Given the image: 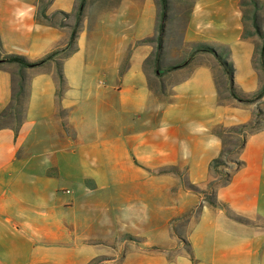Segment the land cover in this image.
Segmentation results:
<instances>
[{
  "label": "crops",
  "instance_id": "1",
  "mask_svg": "<svg viewBox=\"0 0 264 264\" xmlns=\"http://www.w3.org/2000/svg\"><path fill=\"white\" fill-rule=\"evenodd\" d=\"M240 1L192 0L177 56L170 62L163 47L156 66V45L142 44L157 30L152 0L146 15L142 0L134 13L88 0L81 27L80 0H0L1 59L36 62L56 52L24 69L28 97L17 133L0 129V264H264V129L246 133L229 180L210 169L224 149L213 130L250 123L256 103L221 101L218 78L229 80L212 54L168 72L204 44L232 64L237 94L258 92L264 76L254 42L243 37ZM111 32L112 54L102 47ZM20 69L0 63V115ZM168 168L177 172L158 173ZM212 182L218 207L187 187L207 191ZM122 215L173 233L124 254L130 244L115 237Z\"/></svg>",
  "mask_w": 264,
  "mask_h": 264
},
{
  "label": "rangeland",
  "instance_id": "2",
  "mask_svg": "<svg viewBox=\"0 0 264 264\" xmlns=\"http://www.w3.org/2000/svg\"><path fill=\"white\" fill-rule=\"evenodd\" d=\"M47 1V0H46ZM82 0H80L79 4L77 5L75 12H74V18L77 17V11H78V7L80 5ZM88 0L85 1V7H86V3ZM108 2H110L111 4H117L120 3L122 4V7H117V8H113L114 10H118V9H122V10H127V13H130V11H132V13H134V4H135V0H107ZM141 1V0H139ZM143 1V13L144 15L148 14V12H146V5H145V1L146 0H142ZM154 2H156V7H157V30L156 32L153 34V38L150 39V41H143L142 44H146V45H151L154 44L156 45V51H155V58L159 57V52H158V43L160 38H162V48H167V55L170 59H174L178 54V50L180 48V42H182V38H183V33H184V28H185V21L189 12V9L191 7L192 4V0H167L168 2V11H167V15H166V22H165V31L164 33L160 32V24H161V19H162V15H161V7H160V0H152ZM96 2V1H94ZM124 2H126V6H123ZM92 4V3H91ZM85 7L83 9L82 12V16L80 18V20L77 21L80 24L79 27H81V23L83 21V15H84V10ZM94 7V6H92ZM247 10L249 12H252V7L247 8ZM93 11V10H91ZM90 13V12H89ZM248 16L250 18L251 14L248 13ZM63 19L66 18V16H62ZM88 23L90 28L92 27V16H88ZM258 26L260 28V30L262 32H264V8H262L259 12H258ZM245 31L247 33L252 34V36L248 39H251L254 44H255V51L257 49V47H259L262 44V40L259 36L255 35V29L253 27V23L252 20H249L246 23L245 26ZM113 32H111L110 34H112ZM163 38L165 41L169 42V44H167V46H163ZM102 41V39H101ZM115 39L114 36L112 34V36L110 35V38L105 39L104 41V45L102 46L105 51H109L110 54H112V52H114L116 49L114 48V43ZM68 48H71L70 46ZM187 51L190 50V46L185 48ZM192 49V47H191ZM221 53L226 52V49L221 48L220 49ZM184 54H185V50H184ZM213 55V54H212ZM221 55V54H220ZM63 57H65V54L63 55ZM112 57V56H111ZM1 59V56H0ZM217 59V58H216ZM176 60V59H175ZM218 60V59H217ZM112 63H115L114 60H111ZM151 62H153V59L151 60ZM219 63V61H218ZM254 63L256 64V66L258 67L257 70L260 71V73L264 76V71L262 70V62L260 59V56L258 54H255L254 57ZM220 65V63H219ZM221 66V65H220ZM222 67V66H221ZM20 71L15 72L14 75V79L18 82L20 80ZM22 73L25 77V83L27 84V80L28 77L26 75V73L24 72V70H22ZM149 74L152 76L155 74V71H149ZM60 77V76H59ZM63 78V76L61 77ZM153 83H155L156 81L153 79L152 80ZM156 86H153V91L155 95L161 94L163 89H161V85H158L155 83ZM218 89L220 91V98L221 101L223 102H227L228 100H234V98L231 97L230 94V89L229 86L227 84V82L225 81V79H220L218 78ZM27 92H28V87H27ZM28 97V95H27ZM27 97L22 96L21 97V105L19 107V112L20 117H22V113L24 112V108L26 106V102H27ZM256 103V107H255V111H254V116L252 119V123L254 124L255 129L253 130H261L264 129V97L260 100H258ZM253 104V103H252ZM247 105V104H246ZM19 122L18 116L15 117L14 115H12V113L5 119L2 120L0 126H15L17 125V123ZM250 122V123H251ZM249 124V123H248ZM237 127V126H235ZM226 128V130L230 129ZM220 129V128H218ZM217 129V131H218ZM221 135L223 136V145H224V150L228 151L231 149H237L239 142H240V134L237 131H226L224 133H221ZM235 158L236 155H230V156H225L223 158V165H221L218 169V174L221 173L222 175L225 174H230L232 169L235 167ZM183 182V181H182ZM183 184V183H182ZM129 217V216H128ZM135 219L136 216H133ZM144 217V216H143ZM151 216H148V218H150ZM163 216H158V222L155 223H161V219ZM122 223L120 226H117L116 230H115V237L117 238V243L121 242L123 244H130L131 247H124L123 251L124 254H126V251H130L134 246L133 245H140L146 242V240L151 241L152 239L156 238V234L159 235H163L165 233H173V227L169 226L166 227V229L164 231L161 232H157L154 229V225L151 226V222H147V221H142L141 223L135 222L134 220H130V222L128 223H124V219L125 216H121ZM176 233L177 230H176ZM121 239V240H120ZM116 242V240H115ZM114 244V242L112 243ZM114 246L112 245V248ZM113 251V250H112ZM112 264H118V263H112Z\"/></svg>",
  "mask_w": 264,
  "mask_h": 264
},
{
  "label": "trees",
  "instance_id": "3",
  "mask_svg": "<svg viewBox=\"0 0 264 264\" xmlns=\"http://www.w3.org/2000/svg\"><path fill=\"white\" fill-rule=\"evenodd\" d=\"M85 1L86 0H82L79 7H78V11H77V18L78 20H80L81 16H82V12L83 9L85 7ZM160 7H161V15H162V19H161V24H160V32L164 33L165 31V22H166V15H167V11H168V2L167 0H160ZM252 7V12H249L247 10V8ZM240 8L242 10L243 13V21H244V34L243 37L244 39H248L252 36V34L247 33L245 31V26L246 23L249 20H252L253 23V27L255 29V35L259 36L262 40V44L257 47L255 54H258L260 56L261 59V66H262V70L264 71V32H262L258 26V12L264 8V0H241L240 1ZM248 13L251 14L250 18L248 16ZM76 34L75 31L73 32L72 36H71V40H70V44L69 46L71 47L74 43ZM146 41H150V39L146 40ZM162 49V38H160L159 43H158V52H159V56H160V52ZM199 53H209V54H213L219 61L220 65L222 66L224 73L226 74L228 80H229V89H230V94L231 97L234 98L235 100H237L240 103L243 104H252L257 102L258 100L262 99L264 97V86L256 93H254L253 95H251L250 97L246 98V97H242L239 94L236 93L235 88H234V83H233V74H234V69L232 64L228 63L226 61V59L221 56L220 54L217 53V51L213 48L210 47L208 45H204V44H199V45H195L193 47V51L192 53L182 62L180 63H176L172 66L168 67V72H172L178 69H181L185 66H187L195 57V55L199 54ZM56 55V52L47 55L46 57L40 59L39 61L36 62H30L27 59H25L22 56H5L2 58L4 63H9V64H18L21 67V71H20V80L17 82L14 78H13V92H12V102L10 103V105L2 112V114L0 115V124L2 122L3 119L7 118L11 113L12 115H14L15 117L18 116L19 122L17 123V125L13 126L14 131L17 133L21 123L23 122L24 118L23 116L20 117V112H19V107L21 105V97L22 96H26L28 95L27 92V84L25 83V77L22 73V70L24 69H33V68H37L39 66L44 65L45 63L51 61L54 56ZM159 58V57H158ZM158 58H156V66H158ZM255 64V63H254ZM255 68L258 69V67L255 64ZM62 76L60 75V79ZM2 127H6V126H0V129ZM220 128V129H218ZM215 128L213 130V133L221 135V133H224L226 131H237L241 138H240V142L239 145L237 147V149H242L245 145V140H246V133L255 129L254 124L251 122L249 124L246 125H240L237 127H231L230 129L226 130V128L224 127H218ZM218 129V131H217ZM237 149H231V150H222L219 158L215 159L212 161L211 165H210V169L212 172H217L219 167L221 165H223V158L225 156H230L233 154L237 153ZM235 166H240L241 162H238L237 160H235ZM170 172H177V169L175 168H168V169H160L159 170V174H166V173H170ZM225 180H229V176L230 174H225ZM216 182H212L209 184V188L207 191H201L200 189H198L195 186L192 185H187L188 189L193 191L196 194H200V195H205V201L207 203H209L212 206H221L217 200H216V196H215V191H214V186H215ZM225 207V206H223ZM90 264H95V262H92Z\"/></svg>",
  "mask_w": 264,
  "mask_h": 264
},
{
  "label": "clouds",
  "instance_id": "4",
  "mask_svg": "<svg viewBox=\"0 0 264 264\" xmlns=\"http://www.w3.org/2000/svg\"><path fill=\"white\" fill-rule=\"evenodd\" d=\"M27 13L25 11H18L17 15L20 16V17H24ZM213 143V140L210 139L208 141V144L211 145Z\"/></svg>",
  "mask_w": 264,
  "mask_h": 264
},
{
  "label": "water",
  "instance_id": "5",
  "mask_svg": "<svg viewBox=\"0 0 264 264\" xmlns=\"http://www.w3.org/2000/svg\"><path fill=\"white\" fill-rule=\"evenodd\" d=\"M3 62V60L2 59H0V63H2Z\"/></svg>",
  "mask_w": 264,
  "mask_h": 264
}]
</instances>
